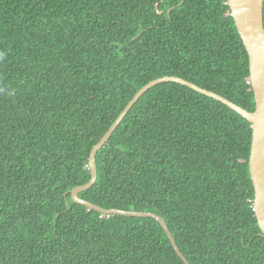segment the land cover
Instances as JSON below:
<instances>
[{
    "label": "trees",
    "instance_id": "16d2710c",
    "mask_svg": "<svg viewBox=\"0 0 264 264\" xmlns=\"http://www.w3.org/2000/svg\"><path fill=\"white\" fill-rule=\"evenodd\" d=\"M166 75L256 107L228 0H0V264H185L151 217L71 190L137 91ZM252 124L177 82L97 152L102 208L165 218L190 264H264Z\"/></svg>",
    "mask_w": 264,
    "mask_h": 264
},
{
    "label": "water",
    "instance_id": "95a60500",
    "mask_svg": "<svg viewBox=\"0 0 264 264\" xmlns=\"http://www.w3.org/2000/svg\"><path fill=\"white\" fill-rule=\"evenodd\" d=\"M228 4L238 32L249 55L250 77L256 103L255 109L253 111L248 110L219 93L203 88L194 82L179 76L166 75L153 79L137 91L134 97L118 115L108 131L92 148L89 156V168L91 171L90 180L87 183L78 185L71 190V196L75 202L83 204L90 209H94L103 214H119L124 216L154 218L161 224L167 236L169 237L174 250L181 257L185 264L190 263L181 252L176 239L173 237L170 229L168 228L164 217L158 215L157 213L148 211L139 212L119 208L105 209L89 200L81 198L79 193L91 188L95 184L98 176L96 163L97 152L107 143L112 133L122 122L134 104L139 100V98L146 91L159 83L177 82L224 103L234 111L238 112L252 124L253 135L249 159V169L255 191V215L259 227L264 234V0H228Z\"/></svg>",
    "mask_w": 264,
    "mask_h": 264
}]
</instances>
